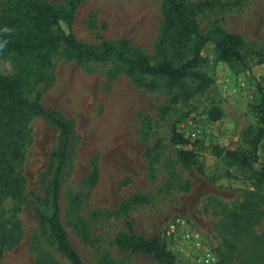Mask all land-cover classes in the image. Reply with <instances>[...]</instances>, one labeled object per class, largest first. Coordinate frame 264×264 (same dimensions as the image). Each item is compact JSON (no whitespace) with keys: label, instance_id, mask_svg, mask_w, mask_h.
<instances>
[{"label":"rangeland","instance_id":"1","mask_svg":"<svg viewBox=\"0 0 264 264\" xmlns=\"http://www.w3.org/2000/svg\"><path fill=\"white\" fill-rule=\"evenodd\" d=\"M11 1L0 0V11ZM189 1L210 3L196 13L201 34L220 28L238 35L261 60L249 56L248 68L232 67L219 61L208 42L194 68L208 81L205 86L191 77L180 86L169 88L161 80L146 89L111 61L76 64L63 53L49 66H27L12 53L0 54V76L23 74L25 97L38 98L72 127L58 205L63 230L83 264H158L116 247L127 222L137 237L160 238L176 264H198L194 255L203 250L219 264H264L263 189L250 170L224 157L226 150L245 147L246 132L259 127L249 104L257 85L264 89V0ZM163 28L161 0H83L72 12L70 32L93 46L126 39L151 63L178 66L190 57L188 48L176 30ZM191 118L208 137L183 136L187 144H175L174 134ZM23 136L21 156L7 157L0 187V264H70L41 219L52 214L51 156L60 133L35 117ZM181 149L197 154L202 172L182 164ZM194 240L199 249L193 250Z\"/></svg>","mask_w":264,"mask_h":264},{"label":"trees","instance_id":"2","mask_svg":"<svg viewBox=\"0 0 264 264\" xmlns=\"http://www.w3.org/2000/svg\"><path fill=\"white\" fill-rule=\"evenodd\" d=\"M82 2L83 0H69L64 6H55L46 0H12L7 8L0 11V29L5 26L14 29V32L6 37L8 44L4 53L14 54L27 66L30 64L49 66L55 56L63 53L76 64L111 61L117 70L126 74L135 85L146 89H155L161 80L165 81L169 88L180 86L185 79L191 77L197 78L205 86L208 81L203 75L195 72L194 68L202 61L200 53L208 42L214 44L219 61L232 67L238 65L248 68L249 56L261 60V53L246 48L238 35L220 28H214L211 34L200 33L196 13L210 5L207 1L161 0L163 29L167 33L176 30L183 46L188 48L190 54V57L178 66L167 60L151 63L148 57L135 51L126 39L103 41L98 46L83 44L70 32L72 12ZM22 79L23 74L20 73L13 77L0 76V187L5 182V174L9 168L7 157L17 159L21 156L18 140L23 139L26 124L35 117H40L54 126L60 133V141L57 150L51 156L52 214L48 217L42 216L41 219L47 224L57 250L65 259L70 264H83L63 230L58 205L59 179L68 157L72 127L56 111L44 109L38 98L30 100L25 97ZM249 106L258 117L259 127L254 132H246L245 147L226 150L224 157L229 160V165L250 170L251 179H254L255 185L264 192V89L259 84ZM173 141L179 145L187 144V140L180 133L174 134ZM222 152L221 149L215 154L220 156ZM178 157L184 166L202 172L203 164L192 150L181 149ZM260 160L261 163L256 170L254 165ZM17 181H14L16 188H12L14 196L19 191ZM131 228V224L127 222L126 231L115 237L114 244L117 248L133 254L149 255L158 264H176V256L167 249L160 238L137 237Z\"/></svg>","mask_w":264,"mask_h":264},{"label":"built area","instance_id":"3","mask_svg":"<svg viewBox=\"0 0 264 264\" xmlns=\"http://www.w3.org/2000/svg\"><path fill=\"white\" fill-rule=\"evenodd\" d=\"M181 134L188 140H203L207 138L208 134L202 129L201 125L198 124L197 119L191 118L187 119L180 125ZM210 139V137H209ZM194 249H199L200 243L197 240H194ZM195 261L198 264H216L214 256L208 251L203 250L200 254H195Z\"/></svg>","mask_w":264,"mask_h":264},{"label":"clouds","instance_id":"4","mask_svg":"<svg viewBox=\"0 0 264 264\" xmlns=\"http://www.w3.org/2000/svg\"><path fill=\"white\" fill-rule=\"evenodd\" d=\"M14 32V29L9 28L7 26L0 29V54H3L6 50L8 40L7 36Z\"/></svg>","mask_w":264,"mask_h":264}]
</instances>
